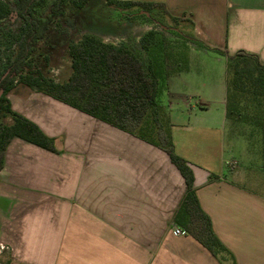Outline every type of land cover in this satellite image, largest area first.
<instances>
[{"label": "crops", "instance_id": "1", "mask_svg": "<svg viewBox=\"0 0 264 264\" xmlns=\"http://www.w3.org/2000/svg\"><path fill=\"white\" fill-rule=\"evenodd\" d=\"M122 1L162 4L171 17L192 22L209 47L255 54L264 64V0ZM212 53L190 46L188 69L168 79L174 148L190 164L200 205L236 264H264V195L243 184L230 160L227 71L221 79L209 65ZM8 99L59 152L18 138L6 149L0 249L10 251L11 264H232L175 233L186 184L163 150L21 84ZM213 104L222 110L208 113Z\"/></svg>", "mask_w": 264, "mask_h": 264}, {"label": "trees", "instance_id": "2", "mask_svg": "<svg viewBox=\"0 0 264 264\" xmlns=\"http://www.w3.org/2000/svg\"><path fill=\"white\" fill-rule=\"evenodd\" d=\"M93 1L103 2L106 7L114 8L128 19L133 18L134 14L125 12L137 9L145 23L153 24L154 16L159 11L176 25L182 21L168 15L165 6L157 3L53 0L48 8V0H15L16 8L13 9L10 4L0 0V23H12L14 20L22 23L14 39L12 54L6 59L4 71L0 73V172L4 168L6 149L14 138L59 153L54 138L45 135L35 123L12 109L8 96L21 84L163 150L186 184V194L174 215V222L215 257L227 255L231 257L232 264H236L233 255L216 236L210 217L200 205L190 164L175 152L171 124L163 118L159 95L167 91L171 76L188 69L190 46L225 57L226 116L230 121L261 129L264 158V116L255 123L250 114L251 111L264 109V64L255 54L238 51L230 55L209 47L193 33L164 30L185 42L184 51L177 48L175 52L174 48H165L163 31L161 35L158 27H155L140 38V49L124 43H107L97 34H85L67 46L72 70L68 80L59 83L47 78L33 59L36 50L46 44L48 30L62 17L66 5L83 11ZM46 10L43 16L42 12ZM188 22L193 31V23ZM159 26L163 28L166 25L160 23ZM170 61L173 62L172 66ZM6 120L11 123H5ZM6 264H11L10 259Z\"/></svg>", "mask_w": 264, "mask_h": 264}, {"label": "rangeland", "instance_id": "3", "mask_svg": "<svg viewBox=\"0 0 264 264\" xmlns=\"http://www.w3.org/2000/svg\"><path fill=\"white\" fill-rule=\"evenodd\" d=\"M10 4L13 9L16 8L15 0H4ZM53 0H48V8L52 6ZM42 14L45 16V12ZM137 9L126 11L125 13L134 14L133 18L128 19L122 17L121 13L114 8L106 7L103 2H91L87 8L83 11H76L72 7L66 5L62 17L51 26L47 33V42L45 45L39 47L36 50L33 59L35 63L39 65L43 74L56 82L62 83L68 80L71 74V61L67 54V46L73 41H78L83 35L93 33L101 36L107 43L113 44H126L132 48L140 49V38L155 27L166 39L165 48H174L175 52L177 48H181L184 51L185 42L178 36L164 30L182 31L184 34L192 33V28L187 19L181 17V22L176 25L170 18L165 16L161 11L156 12L155 20L153 24L145 23L144 19L139 16ZM160 23L165 24L161 28ZM21 21H13L9 23L5 21L0 23V73L4 71L6 65V59L12 54L14 39L18 35V30L21 26ZM123 24L124 26H121ZM177 27V29H176ZM117 33V35H114ZM161 34V35H162ZM209 65L221 69V79L226 74V58L223 56H217L216 54H210ZM169 64L172 66L173 62ZM216 73V72H215ZM214 76V74H213ZM215 77L211 78L209 82L216 81ZM218 84V83H217ZM216 85V84H215ZM208 88V87H207ZM210 94V89L207 91ZM187 96H191L187 93ZM188 99L194 103L192 100ZM159 102L163 108V118L165 122L170 120L171 110L169 103L176 101L169 96L168 93L163 92L159 95ZM181 102V101H179ZM221 106L213 104L209 106L210 114L221 111ZM252 121L262 119L264 116V109H258L251 111ZM254 114V115H253ZM263 114V115H262ZM148 118L145 119L147 121ZM144 121V123H145ZM171 122V121H170ZM5 123L10 124V120H6ZM234 131L230 133V141L234 142L233 155L230 160L236 161L235 168L240 169L243 175V184L256 192L264 195V158H263V146L261 140V129L248 125L242 122H233ZM228 146V150H230ZM1 250V249H0ZM10 259L9 250H1L0 264H6Z\"/></svg>", "mask_w": 264, "mask_h": 264}, {"label": "built area", "instance_id": "4", "mask_svg": "<svg viewBox=\"0 0 264 264\" xmlns=\"http://www.w3.org/2000/svg\"><path fill=\"white\" fill-rule=\"evenodd\" d=\"M175 233L177 235H184L185 234V232L183 230L179 229V228L175 229ZM1 249H4V247L1 246Z\"/></svg>", "mask_w": 264, "mask_h": 264}, {"label": "water", "instance_id": "5", "mask_svg": "<svg viewBox=\"0 0 264 264\" xmlns=\"http://www.w3.org/2000/svg\"><path fill=\"white\" fill-rule=\"evenodd\" d=\"M2 95V92H0V96Z\"/></svg>", "mask_w": 264, "mask_h": 264}]
</instances>
